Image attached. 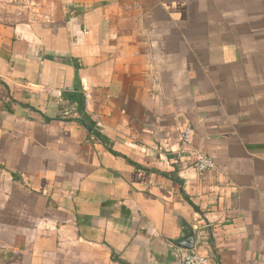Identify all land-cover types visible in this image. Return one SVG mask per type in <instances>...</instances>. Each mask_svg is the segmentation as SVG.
<instances>
[{"label": "crops", "instance_id": "crops-1", "mask_svg": "<svg viewBox=\"0 0 264 264\" xmlns=\"http://www.w3.org/2000/svg\"><path fill=\"white\" fill-rule=\"evenodd\" d=\"M190 237L264 264V0H0V264H182Z\"/></svg>", "mask_w": 264, "mask_h": 264}, {"label": "built area", "instance_id": "built-area-1", "mask_svg": "<svg viewBox=\"0 0 264 264\" xmlns=\"http://www.w3.org/2000/svg\"><path fill=\"white\" fill-rule=\"evenodd\" d=\"M191 129L187 127L181 134V142L189 144L191 142ZM191 156L195 157L194 167L198 175L202 176L205 172L215 167L214 159L209 155L199 154L195 150H188ZM182 264H211V261L204 255L199 254L193 249H185L180 254Z\"/></svg>", "mask_w": 264, "mask_h": 264}, {"label": "trees", "instance_id": "trees-1", "mask_svg": "<svg viewBox=\"0 0 264 264\" xmlns=\"http://www.w3.org/2000/svg\"><path fill=\"white\" fill-rule=\"evenodd\" d=\"M76 102H77V110H78V112H82V106H83V102H82V98H77L76 99ZM70 120H73V121H77V122H79V123H83V124H90V125H92L93 123L91 122V121H88V119H87V117H85L83 114L81 115V117H79L78 119H76V118H72V119H70ZM97 135L100 137L101 136V134H99V133H97ZM101 138H103L102 136H101ZM103 139H105V138H103Z\"/></svg>", "mask_w": 264, "mask_h": 264}, {"label": "water", "instance_id": "water-1", "mask_svg": "<svg viewBox=\"0 0 264 264\" xmlns=\"http://www.w3.org/2000/svg\"><path fill=\"white\" fill-rule=\"evenodd\" d=\"M182 247H185V248H187V249H192V247H193V237H190V238L186 241V243L183 244Z\"/></svg>", "mask_w": 264, "mask_h": 264}, {"label": "rangeland", "instance_id": "rangeland-1", "mask_svg": "<svg viewBox=\"0 0 264 264\" xmlns=\"http://www.w3.org/2000/svg\"><path fill=\"white\" fill-rule=\"evenodd\" d=\"M70 254H71V253L69 252V250L64 251V255H65V256H70Z\"/></svg>", "mask_w": 264, "mask_h": 264}]
</instances>
